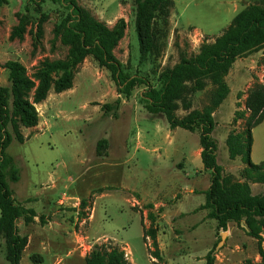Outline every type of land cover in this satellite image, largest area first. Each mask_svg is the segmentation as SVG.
<instances>
[{"label": "rangeland", "instance_id": "1", "mask_svg": "<svg viewBox=\"0 0 264 264\" xmlns=\"http://www.w3.org/2000/svg\"><path fill=\"white\" fill-rule=\"evenodd\" d=\"M227 1L174 0L185 28L176 13L167 29L158 17L155 48L141 63L134 0H74L110 28L124 22V36L112 53L125 73L144 80L126 98L110 73L89 55L77 67L72 89L56 93L52 86L47 99L36 105L38 125L21 126L25 142L13 137L7 153L20 180L14 183L8 174L7 181L15 201L35 212V224L25 225L23 219L17 224L28 240L21 264H87L96 247L111 246L127 253L131 264H206L209 252L215 264L264 263L259 242L241 226L230 224L222 230L213 220L176 215L182 207L189 211L206 201L189 192L199 170L189 168L191 175L186 176L179 152L181 147L191 151L200 146V130H171L162 114H150L142 102L147 86L159 88L182 58L196 57L205 41L213 44L223 34L230 20ZM256 4L263 7L264 2ZM69 13L68 0H5L0 5V86L11 87L6 68L10 61L22 64L32 77L44 60L66 59L70 45L62 43L63 29L59 36L55 31ZM22 18L23 38L12 39ZM188 27L201 28L208 36ZM252 65L255 78L264 83V50L241 57L229 70L232 92L215 118L217 160L225 168L239 165V160L229 158L225 124ZM205 83L200 91L185 82L186 88L173 101L179 117L210 104L215 86L211 80ZM241 113L240 124L232 125L244 132L249 112ZM259 129L263 131L264 125ZM263 135L259 133L261 139ZM0 264H9L3 238Z\"/></svg>", "mask_w": 264, "mask_h": 264}, {"label": "trees", "instance_id": "2", "mask_svg": "<svg viewBox=\"0 0 264 264\" xmlns=\"http://www.w3.org/2000/svg\"><path fill=\"white\" fill-rule=\"evenodd\" d=\"M173 0H134L136 6L135 28L139 42L140 62H145L155 48V24L162 18L165 29L169 27L170 8ZM264 2V0H262ZM5 0H0L2 5ZM70 13L56 29L62 33V43L70 45L65 60H44L29 77L26 68L16 61L7 63L8 80L11 87L0 86V238L5 240L6 260L9 264H21L24 249L28 243L18 229V221L28 223L35 216L33 209H27L14 199L9 186L11 181L20 180L14 159L7 153L13 137L24 143L21 126L33 128L38 125L39 115L36 105L44 102L54 87L56 93L70 90L74 86L75 71L87 56L106 69L118 87V91L129 98L133 90L144 79L125 73L122 64L112 51L124 36V22L120 21L110 28L95 18L90 11L78 6L74 0H68ZM26 22L22 18L13 30L11 38L22 39ZM264 50V5L253 4L241 11L231 25L213 44L204 42L200 53L192 58H182L181 62L170 70L163 83L157 89L149 88L142 95L146 110L153 115L162 114L171 130L177 128L195 132L200 130L201 159L205 171L210 172L211 185L205 192L206 203L202 209H210L209 219L217 222L222 230L229 223L240 225L246 222L248 235L261 243L260 233L264 230V195H252L250 183H264V162H250L253 143L252 130L264 121V83L254 81L248 91L246 108L249 112L244 132L232 131L226 146L229 158L246 157L247 167L243 171L245 183L237 182L232 175H226L217 160L218 144L212 134L215 129L213 113L229 95L225 77L232 65L241 57ZM205 80H211L215 90L210 104L202 110H196L185 117L176 114L173 104L186 88L185 82L194 84L195 90L206 88ZM32 93V100L31 98ZM117 104L120 103L118 99ZM109 108L106 105L105 109ZM235 114V121L242 118ZM245 116V115H244ZM153 240L156 239L153 233ZM147 236L144 232V238ZM260 254L264 252L260 247ZM87 264H131L124 251L117 246L96 247L86 259ZM206 264H215L213 252L206 257ZM264 264V263H262Z\"/></svg>", "mask_w": 264, "mask_h": 264}, {"label": "crops", "instance_id": "3", "mask_svg": "<svg viewBox=\"0 0 264 264\" xmlns=\"http://www.w3.org/2000/svg\"><path fill=\"white\" fill-rule=\"evenodd\" d=\"M257 1L259 2L260 0H228L227 1V10H228V15H230L229 16L230 17L229 26L231 25L233 19L241 11H243L244 9H246L250 5L256 4ZM174 7H175V5H174V0H173L171 8H170L169 21H170V18L172 19L173 13H176L177 20L179 23V14L177 11L174 10ZM179 24L181 25V23H179ZM176 27H177V25H176ZM183 28H185V27H183ZM186 29H193L194 31H196V34H197V32H199L201 36H203V34L207 35L206 31H204L201 28L188 27ZM196 37H197V35L194 36L195 39H196ZM238 60L235 63H238ZM251 62L255 63V60L252 58ZM253 70H254L253 65L251 67L249 66L250 75L247 76L246 78H244V82H243L244 89L242 91H239L237 93V95L234 97L233 104H232V107H233L232 116H231L229 122L225 124V133H226L225 134L226 135L225 140H224L225 144H226V140H227L229 134L232 131H234V130L240 131L239 129H237L238 128L237 126L232 125L233 122H236L237 125L240 124L239 120L235 121V114L237 112H240V113L244 112L243 114H245V116L247 115L246 100H247V96H248V91L251 88V85L254 83V81L257 80L256 75L254 76ZM227 79L229 80L228 76L226 77V83H227ZM229 81L232 82L231 80H229ZM227 85L229 87V95L227 96V98H229L232 90H231L228 83H227ZM241 93L243 94L242 97L239 96V94H241ZM227 98L223 101V103L219 106V108H217V110L213 113V118H214L216 125H217V122H216L215 118L217 117V114L220 113V110H221L222 106L224 105V102L227 100ZM240 103L243 105V109H242V106ZM216 125H215V127H216ZM263 125H264V121L252 130L253 143H252L251 152H250L249 157H250V162L253 164H256V165L264 162V156L261 157L262 155H264V135H263L262 139L259 137V133L264 132V129H263V131L262 130L260 131V129H259ZM215 129L213 131L212 136L214 135ZM213 138H214V136H213ZM217 144H218V152H217V158H218L219 143L217 142ZM179 152L181 153V155L183 157L182 160H184V164L182 165L181 169H184L186 176L190 177V175H191V173L188 171L189 168L192 169V167H196L199 170V175L196 177V179H194V181H195V183L193 185L194 187L190 188L189 192L194 193V194L198 193L201 196L205 197V199H206L205 192L209 189V187L211 185V175H210V172L205 171V169H204V165H203V162L201 159V152H202L201 145L197 146L195 149H192L191 151H188L187 149H185V147L184 148L181 147V150H179ZM254 157H256L255 160H254ZM236 160H239V165L236 167L230 166V167L225 168L222 166L225 174L226 175H232L237 182H240V183L248 182L243 176V171L247 167L246 157L241 156V157H238ZM200 162H202V165L200 164ZM199 180H200V182L203 180L204 183L199 184L198 183ZM248 183L250 185V190H251L252 195H264V183H250V182H248ZM185 191L187 192V189ZM59 201L60 200H58L57 203H59ZM205 203H206V201H205ZM205 203L197 204L193 209H191L189 211L183 210V209H185V207H182V208H180L181 211H178L176 215L178 217H181V218L188 216V215H191V217L192 216H200V219L202 221L205 219H207V221H211L213 219L208 218V215L210 213V209H202V206H204ZM20 205H22L23 207L26 208V206L24 204H20ZM213 221H215V220H213ZM23 222L26 225L25 220ZM28 223L29 224H35V217H33L32 220ZM55 223L57 225H59V227H62L60 222H55ZM216 224H217V222H216ZM230 224H234L236 226H241L247 232V234L249 232V229L247 228L245 221H243L240 225H237L235 223H229L228 226H230ZM260 236L262 237L263 242L261 243V246L260 245L259 246L262 248V250L264 252V230L260 233ZM252 239H254V238H252Z\"/></svg>", "mask_w": 264, "mask_h": 264}, {"label": "built area", "instance_id": "4", "mask_svg": "<svg viewBox=\"0 0 264 264\" xmlns=\"http://www.w3.org/2000/svg\"><path fill=\"white\" fill-rule=\"evenodd\" d=\"M126 255L125 256H128V254L127 253H125Z\"/></svg>", "mask_w": 264, "mask_h": 264}, {"label": "water", "instance_id": "5", "mask_svg": "<svg viewBox=\"0 0 264 264\" xmlns=\"http://www.w3.org/2000/svg\"><path fill=\"white\" fill-rule=\"evenodd\" d=\"M225 234V233H224ZM223 237H224V235H223Z\"/></svg>", "mask_w": 264, "mask_h": 264}]
</instances>
